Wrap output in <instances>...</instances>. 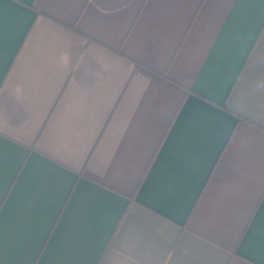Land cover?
<instances>
[{
  "label": "crops",
  "instance_id": "obj_1",
  "mask_svg": "<svg viewBox=\"0 0 264 264\" xmlns=\"http://www.w3.org/2000/svg\"><path fill=\"white\" fill-rule=\"evenodd\" d=\"M0 264H264V0H0Z\"/></svg>",
  "mask_w": 264,
  "mask_h": 264
}]
</instances>
